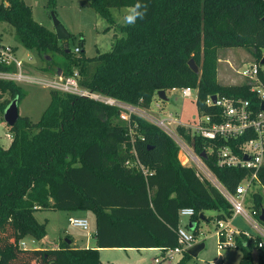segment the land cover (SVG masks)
Returning <instances> with one entry per match:
<instances>
[{"label": "trees", "instance_id": "obj_1", "mask_svg": "<svg viewBox=\"0 0 264 264\" xmlns=\"http://www.w3.org/2000/svg\"><path fill=\"white\" fill-rule=\"evenodd\" d=\"M142 2L148 7L146 17L134 26H124L117 23L111 9L128 8L135 0L89 1L109 27L116 26L123 34L110 52L94 57L67 52L68 41L59 40L54 31L37 22L24 0H2L0 24L13 25L28 50L42 56L65 55L66 76L73 74L74 65L80 66L87 75L79 79L81 87L129 105L149 108L159 90L190 86L197 89L202 115L218 114L219 108L206 102L213 95L249 100L260 110L261 98L250 80L223 84L218 66L220 49H247L259 64L264 86V0ZM192 59L199 72L190 66ZM52 64L49 70L54 69ZM15 70L14 65L0 62V71ZM5 93L12 99L0 102V115L12 100L19 102L24 96L13 80L0 79V94ZM121 112L118 106L52 89L51 103L38 122L20 116L10 127L14 134L10 145L0 146V264H102L101 248H160L165 252L180 244L181 209H194L190 219L195 232L202 214L208 221L232 217V205L222 191L195 167L182 163L181 147L167 132L135 113L130 121L123 120ZM187 137L199 155L211 144L197 134ZM249 138L221 139L217 145L236 146ZM204 159L231 193L251 173L247 168L218 165L216 152ZM256 183L264 190V164ZM251 199L260 220L264 192L252 193ZM43 209L93 211L96 247L76 248L66 240L58 248L22 247L26 236L46 237L47 221L36 217ZM207 211H214V216L207 217ZM260 238L236 236L241 264H254L252 251L259 248ZM187 250L178 264L190 257Z\"/></svg>", "mask_w": 264, "mask_h": 264}, {"label": "rangeland", "instance_id": "obj_2", "mask_svg": "<svg viewBox=\"0 0 264 264\" xmlns=\"http://www.w3.org/2000/svg\"><path fill=\"white\" fill-rule=\"evenodd\" d=\"M89 1L90 0H24V2L32 8L34 19L55 33L53 15L57 16L70 33L68 48L71 55L82 56L84 54L86 57H94L101 53L110 52L116 39L123 34L119 32L116 26L109 27V23L89 6ZM129 8L130 7L111 9L112 15L117 23L122 24L120 20ZM0 42L13 47L15 55L25 63L23 65V73L33 78V80L29 81H13L20 85L24 92L23 98L18 103L20 116H27L33 122H38L51 103L52 88L37 82V78L58 79L60 75L68 77L64 74L67 69L62 68L65 67L62 62L67 59L65 55L63 56L57 53H48L47 56H42L37 51L26 49L18 39L14 26L8 22H2L0 24ZM76 47L83 48L84 52H81V49L80 53H76ZM219 57L218 71L219 75L223 76L220 78L222 81L225 79L238 84L249 82V79L242 75V71L246 67H250L256 63L251 51L244 48H223L219 50ZM52 61L55 63L52 64L54 69L49 70ZM58 68H61V71H55ZM262 68L264 69V66ZM64 69L66 70L63 72ZM15 71L17 72L18 70L16 69ZM72 71L73 74L76 71L80 73V77H78L80 80L87 76L80 66L74 65ZM166 94L169 98L167 101L162 100L157 94L149 109L139 108L148 115L145 113L140 114L141 112L138 115L155 124H157L156 121L151 120L149 116H153L159 120H167L169 115L172 114L175 119H181L184 125L168 123V126L176 135H179L186 146L191 148L187 136H192L194 131L192 128L188 127V124L195 123L199 118L204 120V116L199 112L197 107V94L194 93L190 98H184L180 93L171 92L170 90H167ZM11 99L9 93L0 94V102ZM8 134L14 136L10 131V126L4 120L3 114L0 115V146L7 148L10 145L11 138L8 137ZM172 138L175 140L174 137ZM179 157L181 161L186 160L182 148ZM192 166L195 167L193 163ZM195 168L199 171L197 167ZM200 174L201 177L207 179L204 173L201 172ZM212 176L215 180H218L215 175L212 174ZM261 190L264 192L260 184L256 183L248 192L244 201L245 209L252 216L254 222H258V220L252 215L251 196L252 193ZM214 214V211L207 212L208 217L214 216ZM36 217L41 222L47 221L48 239L57 244L59 241L61 243L66 239H76L80 241V243L92 240L93 231L96 228V215L93 211L81 213L76 211L43 209L36 212ZM74 217L88 219L89 229L84 230L73 226L70 222V218ZM180 220L181 225L187 232L195 233L197 241L205 244V247L199 254L197 256L190 255L185 264H208V262L218 261L221 258L224 264H241V249L232 247L222 252L219 251L218 237L216 235L217 221L215 219L210 221L201 220L197 232L190 228L191 219L189 217L182 216ZM232 227L235 229H244L248 232H255L251 224L241 215L232 221ZM261 227L264 228L263 225H261ZM24 239V243L28 249H37V247L41 246L39 240L32 236H26ZM261 239L262 238H260V240ZM43 242L49 244L48 241ZM165 252L156 248H145L143 250L109 248L101 252L100 259L102 264L107 262L116 264H178V261L184 256V253H174L171 258L167 257ZM252 253L254 254L255 264H264V249L255 248ZM156 258H160V262H156Z\"/></svg>", "mask_w": 264, "mask_h": 264}, {"label": "built area", "instance_id": "obj_3", "mask_svg": "<svg viewBox=\"0 0 264 264\" xmlns=\"http://www.w3.org/2000/svg\"><path fill=\"white\" fill-rule=\"evenodd\" d=\"M1 2L2 0H0V3ZM80 51L81 47H76L75 52L80 53ZM0 62L6 65H14L18 70L17 72L0 71V79L20 82L33 80L32 77L23 73V65L25 63L15 55L14 49L11 45H0ZM258 73V63H255L250 67H246L242 71V75L250 80L252 90L257 92L261 98V108L259 111L252 107L249 100L237 101L233 98L217 95V99L214 102L212 96H209L206 102L208 105L217 106L219 108L218 114L214 115V117L210 115H203L204 120L199 118L195 121V123L188 124V127L193 129V134L200 135L204 139L211 142L209 148L204 152L207 156L216 152L218 165L242 167L251 171V173L238 185L236 192L234 193L226 190L218 180L214 179L212 176L213 173L206 165L205 159L201 157V154H197L191 145V148L186 146L184 141L180 139L179 135H176L168 126V123L184 125L180 119H175L172 114L169 115L167 120H159L153 116H149V118L153 121L155 120L157 125L163 128L168 135L174 137L177 143L181 146L186 159L182 163L189 166H192L193 163L199 171L206 175L208 180L212 181V183L222 191L232 205V217L227 220L217 221L216 235L218 237V249L220 252L225 249L237 247L236 236L240 234H245L249 238H254L256 235L260 236L262 239L259 241L258 247L264 248V228L261 227L263 224L258 219V222L253 221L252 216L246 211L244 204L248 192L255 185V182L259 181V171L264 164V110L262 109V102H264V86L259 79ZM78 77H80V73L76 71L73 75L68 77L60 75L58 79L37 78V82L61 92L73 93L89 97L109 105L118 106L122 109L121 118L126 121H130L131 114L133 113L139 114L141 112L140 114H147L139 109V107L123 103L116 99L81 87ZM170 91L178 92L184 98H190L194 93H198L196 88L190 86L174 87L170 89ZM217 117L222 119L219 122L213 121V119H216ZM244 135L250 136V138L242 144H238L236 146L231 144H226L224 146L217 145V141H220L221 139L230 141ZM8 137L11 139L13 138L12 134H8ZM131 164L136 165L135 163ZM199 171L198 173L201 176V172ZM194 213L195 211L192 208H183L180 210V217L187 216L190 218L194 215ZM256 214V211L252 209V215L256 217ZM239 215L243 216L246 221L251 224L255 230V235L232 227V220ZM70 222L75 227H79L84 230L89 229V221L86 218L74 217L70 218ZM178 233L180 244L174 249L167 250L165 252L167 257L172 258L174 253H184L187 249L198 242L194 234L187 232L182 225L179 227ZM155 261L160 262V258H156ZM208 264L224 263L221 258L218 261L208 262Z\"/></svg>", "mask_w": 264, "mask_h": 264}, {"label": "water", "instance_id": "obj_4", "mask_svg": "<svg viewBox=\"0 0 264 264\" xmlns=\"http://www.w3.org/2000/svg\"><path fill=\"white\" fill-rule=\"evenodd\" d=\"M53 21H54V26H55V30H56V34H57L58 39L62 40V41H68V38L70 37V33L67 31L65 26L60 22V20L55 15H53ZM263 21H264V17H263ZM67 52H69V49H67ZM189 64L193 68L194 71L199 72V67L197 66V64L195 63V61L193 59L190 60ZM261 64L264 65V58L261 61ZM158 96L162 100L167 101L169 99L167 94H166V90H163V89L158 91ZM212 98L215 102L217 99V95H213ZM18 103L19 102L17 99L12 100L4 112V120L6 121V123L10 127L14 126L20 118L19 104ZM262 109L264 110V102H262ZM201 157L207 158V154L204 152L201 154ZM201 219L205 220V216L203 214L201 215ZM260 220L264 223V210L262 211V213L260 215ZM190 228L194 229L195 224L191 223ZM44 241H46V239H44ZM66 241L71 243L70 239H66ZM204 247H205L204 243H202V242L196 243L187 250V253L191 256H197L199 254V252Z\"/></svg>", "mask_w": 264, "mask_h": 264}, {"label": "crops", "instance_id": "obj_5", "mask_svg": "<svg viewBox=\"0 0 264 264\" xmlns=\"http://www.w3.org/2000/svg\"><path fill=\"white\" fill-rule=\"evenodd\" d=\"M1 44H3V43H1ZM221 77H223V76H220L219 75V71H218V79H219V81L221 82V83H223V84H238V83H232V82H230V81H228V80H225L224 79V81H222L220 78ZM225 77V76H224ZM166 92H167V90H166ZM146 109V108H145ZM147 109H149V108H147ZM181 120V119H180ZM182 121V120H181ZM11 141H12V139H11ZM181 160V159H180ZM182 162H183V160H182ZM76 212H85V211H76ZM208 212V211H207ZM207 212H205V215L208 217V215H207ZM187 217V216H186ZM233 221V220H232ZM264 225V224H263ZM238 230H244V229H238ZM244 231H246V230H244ZM95 232H96V228H95V230L93 231V238H92V240H87L86 242H83V243H80V241H78V240H76V239H70L71 240V244H72V246H74V247H76V248H90V247H92V248H94V247H96V239H95ZM246 232H248V231H246ZM248 233H252L253 235H254V232H248ZM48 231H47V235H46V237L45 238H43L42 240H39V243H41V246H39V247H37V249H46V248H58L59 246H60V241L58 242V244L57 243H55L54 241H50L49 239H48ZM44 239H46V241H48V242H50L49 244L48 243H46L45 244V242H43L44 241ZM25 239H23L20 243H21V246L22 247H24V248H28L27 246H26V244L24 243L25 241H24ZM199 243V242H198ZM106 249H109V248H101L100 249V254H101V252L103 251V250H106ZM127 249H129V248H127ZM130 249H136V248H130ZM143 249H145V248H143ZM143 249H141V250H143ZM150 249H153V248H150ZM156 249H160V248H156ZM262 249H264V248H262ZM161 250V249H160ZM101 256V255H100ZM181 260V259H180ZM252 260H253V263L255 264V258H254V254L252 253ZM179 262V261H178ZM114 264H116V263H114Z\"/></svg>", "mask_w": 264, "mask_h": 264}, {"label": "clouds", "instance_id": "obj_6", "mask_svg": "<svg viewBox=\"0 0 264 264\" xmlns=\"http://www.w3.org/2000/svg\"><path fill=\"white\" fill-rule=\"evenodd\" d=\"M148 7L142 0H135L120 22L124 26H134L137 20H143L147 15Z\"/></svg>", "mask_w": 264, "mask_h": 264}, {"label": "bare ground", "instance_id": "obj_7", "mask_svg": "<svg viewBox=\"0 0 264 264\" xmlns=\"http://www.w3.org/2000/svg\"><path fill=\"white\" fill-rule=\"evenodd\" d=\"M261 221V220H260ZM262 222V221H261ZM263 223V222H262ZM264 224V223H263Z\"/></svg>", "mask_w": 264, "mask_h": 264}]
</instances>
